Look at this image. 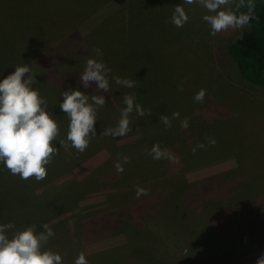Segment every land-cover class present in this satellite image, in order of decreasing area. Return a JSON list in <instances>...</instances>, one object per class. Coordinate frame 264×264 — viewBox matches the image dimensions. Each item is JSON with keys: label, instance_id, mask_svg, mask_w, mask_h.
Segmentation results:
<instances>
[{"label": "rangeland", "instance_id": "374dc122", "mask_svg": "<svg viewBox=\"0 0 264 264\" xmlns=\"http://www.w3.org/2000/svg\"><path fill=\"white\" fill-rule=\"evenodd\" d=\"M176 6L189 16L182 28L170 22ZM210 14L184 0H0V80L27 64L59 127L46 179L22 180L0 164V186L7 184L0 187V224L14 223L10 233L36 225L38 234L47 223L55 236L43 250L60 254L62 264H74L81 252L88 264H145L128 257L135 246L155 259L148 264H170L176 246L190 249L178 253L180 264H256L264 254V87L246 81L228 53L236 29L213 37L203 20ZM89 58L112 70L109 92L97 93L94 82L88 89L79 83ZM116 76L135 81V89L117 86ZM49 80L56 81L52 88ZM77 88L106 98L97 112V136L83 153L66 141L70 120L59 108L62 93ZM145 89L150 100L143 108L151 116L132 113L126 136H100L103 128L118 125L124 95L143 99ZM201 89L206 96L198 103L194 96ZM158 105L169 116L180 110V122L189 119L186 130L179 124L168 149L178 162L147 158L142 148L148 140L168 147L166 136L155 132ZM206 137L216 145L207 146ZM200 143L206 147L193 154ZM67 156L80 164L65 167ZM147 161L156 167L164 162L162 170ZM117 162L123 173H117ZM65 168L70 173L60 175ZM137 187L148 195L138 199ZM179 212L187 221L180 226L174 221ZM131 239L129 252L118 250Z\"/></svg>", "mask_w": 264, "mask_h": 264}, {"label": "clouds", "instance_id": "9594fccd", "mask_svg": "<svg viewBox=\"0 0 264 264\" xmlns=\"http://www.w3.org/2000/svg\"><path fill=\"white\" fill-rule=\"evenodd\" d=\"M194 4L212 13L204 15L203 20L210 26L213 37L229 29H243L249 26L253 19L258 20V17L254 15L256 10L254 0H184V5ZM242 9L246 11H241ZM188 21L189 16L184 6L174 7L170 22L182 28ZM93 51L97 56H102L99 48ZM111 71L102 61L89 58L83 72L80 73L79 83L88 89L94 82L97 93L109 92L108 76ZM112 79L117 86L129 89L135 87L133 80L119 76L112 77ZM36 83V77L27 64L15 67L14 73L0 80V162L12 175L19 176L22 180L34 177L39 182L46 179L45 166L51 163L53 155L57 153L53 141L59 135V127L47 111V100L41 98L37 90H33L32 86ZM180 90H183L182 86ZM205 96L206 90L201 89L195 94L194 100L202 103ZM62 98L63 102L59 104V108L67 114L70 120L66 141L70 142L71 147L78 152L83 153L89 146L91 138L97 136L95 127L97 112L105 106L106 98L99 94L86 95L78 88L64 91ZM123 103L126 107L121 110L118 125L103 128L100 136L113 139L126 136L132 131L129 127V117L133 112L139 117L151 116V110L146 111L136 103L134 95L125 94ZM179 116V112H174L172 119H178ZM160 123L166 129L172 127L168 116H161ZM180 127L186 130L189 127V119L182 120ZM206 139L208 140L207 146L216 145L214 138L206 137ZM59 143L61 146H66L64 140ZM205 147L204 143H200L192 149V152L195 154L197 149ZM148 155L157 161L164 159L178 162L177 158L167 148L162 149L159 143L152 146ZM128 162V158L124 157L123 163ZM115 168L118 174L124 172L119 162L115 164ZM148 192V189L137 187L136 197L139 199L141 196L148 195ZM14 228V223L0 224V264H62L60 254L43 250V246L55 236V232L47 223L43 225L44 231L38 234L36 225H32L13 233L9 238L7 232ZM74 264H88L83 252L74 260ZM256 264H264V254L257 259Z\"/></svg>", "mask_w": 264, "mask_h": 264}, {"label": "trees", "instance_id": "16d2710c", "mask_svg": "<svg viewBox=\"0 0 264 264\" xmlns=\"http://www.w3.org/2000/svg\"><path fill=\"white\" fill-rule=\"evenodd\" d=\"M254 3L256 4V10H255V16L258 17L257 19H253L250 22L249 26H246L243 29H236L235 35L234 37L230 40V42L228 43V53L231 56V58L234 60V62L236 63L242 77L248 81L249 83L253 84V85H258V86H263L264 87V0H254ZM21 7V6H18ZM21 11H25V9L22 7L20 8ZM241 11H246V9H242ZM27 12V10L25 11ZM13 16H16L15 12H12ZM37 15V14H36ZM7 34L6 36H9V33L6 31ZM243 37L242 39L240 37ZM19 57V55L17 56ZM134 77H136V74L134 73ZM59 79V78H58ZM56 79V80H58ZM56 81H51L49 80L48 83L50 85H54ZM64 82V81H63ZM63 82H59L57 81L56 86H64ZM135 88H133L134 90ZM161 91V90H160ZM143 99H139V98H135V102L140 104L142 107L145 106L144 104L149 103L150 100V94L148 90H144L143 93ZM137 97V96H136ZM137 99V101H136ZM145 100V101H144ZM156 102L161 103L158 100H154ZM163 105H158L157 109L160 110V112L157 113V119L154 122V125L156 126V134L157 135H165L166 136V140L164 141V145L168 146V147H164L167 149H170V145H172V141L173 139H176V135L178 136V130H179V124L180 121L178 119H173L175 120L172 123V127L166 129L165 126L160 123V117L161 116H168L170 119L172 118V114L174 112H179L180 115L182 114L180 112V110L176 109V111H173L171 113V116H169L167 108L165 110V108L163 109ZM133 114L137 117L138 115L133 112ZM139 119V118H138ZM159 138V137H157ZM160 142V141H159ZM161 143V142H160ZM155 144V142L153 140H148L146 141V143H144L142 145L143 150L146 151V154L150 151V149L152 148V146ZM172 152H174V149L172 150ZM147 158H151L150 155H146ZM164 162H162L159 166L156 167V164H154L153 166H151L150 162L147 161L146 166L151 168V169H155L156 171H161L162 170V164ZM177 192V190H174V195H176L175 193ZM61 199V198H60ZM138 206H136V208H140L141 206H143V202L142 203H137ZM165 207L169 208L168 205H165ZM255 209L257 211H259L260 207L258 205V202L256 201V204L254 205ZM185 208H183V216L186 214V212H184ZM255 210V212H257ZM174 214V213H173ZM179 214V215H178ZM176 215V219H174V221L179 222L178 225L180 226L181 223L183 221H186L185 219L182 218V214L181 212H179ZM187 222V221H186ZM185 224V223H183ZM184 229V227H183ZM177 231L179 236L184 235L182 230H176V229H172ZM177 236V235H176ZM182 240V238H179ZM132 240L128 241L129 243H127V245L122 246L120 248H118V250L120 251H124V252H129L130 251V247H132ZM177 248H179L180 250V246H176ZM191 248V247H190ZM184 249V248H183ZM193 249V247L191 248ZM200 248L194 247V251L198 250ZM202 249V248H201ZM140 248H138L137 246L134 247V250H132L131 255L128 256L129 258H139V261H143L145 262V264H148V261H152V259L155 261L154 258H150L149 256H147V254ZM190 249L187 247V251H189ZM111 252L109 253H113L115 252V249L110 250ZM175 257L172 258V260L170 261V264H180L181 259H179V254L178 251L176 252V254L174 255ZM179 259V260H178ZM169 260V259H166ZM178 260V261H177ZM141 261V262H142ZM157 261V260H156ZM164 261V260H163ZM162 262L158 261L154 264H164ZM168 262V261H165ZM128 264V263H127ZM165 264H169V263H165Z\"/></svg>", "mask_w": 264, "mask_h": 264}, {"label": "crops", "instance_id": "0c3cea01", "mask_svg": "<svg viewBox=\"0 0 264 264\" xmlns=\"http://www.w3.org/2000/svg\"><path fill=\"white\" fill-rule=\"evenodd\" d=\"M3 30H5L6 28L4 27V28H2ZM14 29V28H13ZM7 31H8V29H6ZM17 67V66H16ZM10 71V73L12 74V73H14L15 72V67L14 68H12L11 70H9ZM8 75H10V74H8V73H6V75L4 76L5 78L8 76ZM34 75V74H33ZM38 75V74H37ZM40 76H42V80H44V77H43V73H41V74H39ZM34 77H36V75H34ZM34 86V87H33ZM32 87H33V90H37L38 92H41L40 91V89L37 87V86H35V84L33 85ZM51 88H52V86L51 85H49ZM43 92H44V89L42 90V95H43ZM40 93H39V95H41ZM54 142V141H53ZM55 143V142H54ZM75 155H73V157H74ZM73 157L72 156H67V157H63V159H64V161H65V163L66 164H64L65 165V167H68V165L71 163V162H77V161H75L74 159H73ZM70 158H72V159H70ZM82 158V157H81ZM94 158V157H93ZM78 160H80V159H78ZM79 162V161H78ZM77 162V163H78ZM2 162H0V164H1ZM78 164H80V162L78 163ZM77 164V165H78ZM85 164V162L84 163H82V165H80V166H83ZM80 166H78V167H80ZM0 167H2L1 165H0ZM78 167H76L73 171L74 172H76L77 171V168ZM10 172V171H9ZM69 171H67L66 170V168L65 169H63V171H61L60 172V175H64V174H66V173H68ZM70 173V172H69ZM68 173V174H69ZM81 183L83 184L84 182L83 181H81ZM77 184H79V183H77ZM1 188H3V189H6V187H7V184H2L1 186H0ZM2 222H3V220H1ZM7 221L6 220H4V223H6ZM12 230H9L8 231V233L9 234H13V233H10ZM9 236V235H8ZM184 252L185 253H187L188 251H187V249H186V247H185V249L182 251V249H180L179 251H178V253L179 254H184ZM165 260V259H164ZM159 262H161V260L159 261ZM158 262V263H159ZM166 262H164V264H165Z\"/></svg>", "mask_w": 264, "mask_h": 264}]
</instances>
